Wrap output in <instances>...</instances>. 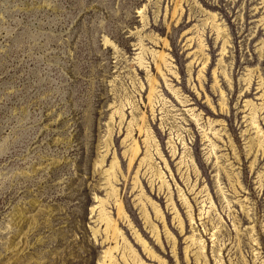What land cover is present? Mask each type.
Returning <instances> with one entry per match:
<instances>
[{
    "label": "rangeland",
    "instance_id": "1",
    "mask_svg": "<svg viewBox=\"0 0 264 264\" xmlns=\"http://www.w3.org/2000/svg\"><path fill=\"white\" fill-rule=\"evenodd\" d=\"M103 200L114 264H264V0H0V264H111Z\"/></svg>",
    "mask_w": 264,
    "mask_h": 264
},
{
    "label": "bare ground",
    "instance_id": "2",
    "mask_svg": "<svg viewBox=\"0 0 264 264\" xmlns=\"http://www.w3.org/2000/svg\"><path fill=\"white\" fill-rule=\"evenodd\" d=\"M110 42L111 41L107 40L108 44ZM139 59H140V65L143 66L144 65V62H143L144 61V57L140 56ZM160 59L166 64V66H168V55H161ZM150 103L153 104L152 97L150 98ZM117 113L120 115V118H121L120 127H122L125 124V119H126V114L124 113L123 109L117 110L113 114V116L111 118V121H112V123H114L115 114H117ZM143 120H144V124L143 123H139V120L135 124V120L134 119L129 124V129H128L129 132H128L127 138L125 140V141H127V143H125V144H128L129 141H131V144L129 145L128 151L125 152V155L128 154V153L130 155V167L132 166V164H134V161H136V159L138 158V156L141 153L140 144H139L137 138L134 136V132H135L134 127H138L137 131L140 134V136H145L147 134V138L145 139V143L147 145H148V143L150 142V139H151L150 136H149V129H147V123H146L145 119L142 118V121ZM111 145H112V143H111V139H110V140L107 141V146H106L107 152H109V149H110ZM106 158H107V155H103L102 159L99 161V165H104L105 162H106ZM117 159H118V157H117V155H115V160L112 162L111 167L109 169H107L106 172H105V173H107V185H110V187L113 188V192H108V194H110V196L114 195V196H116V198H118V195H117L118 190H117L116 186L113 184V180L115 178L118 180V174H117V172H118V161H117ZM144 160H145V157L142 160V163L144 162ZM142 163H141V165H142ZM106 203H107V200H103L102 201L103 208L101 210L100 220L102 222H105L107 233L108 234L109 233L112 234L110 236L108 235L106 239L110 240V241L111 240L112 241L115 240V245L109 247V249L107 251V254H108V256L111 259V264H114V255L113 254H114V252L120 250V242H119L120 230L117 227L115 220H113L110 217V215H108L107 209L105 207ZM118 208H119L120 212H124V206H123L122 202H119ZM100 264H106V263H100Z\"/></svg>",
    "mask_w": 264,
    "mask_h": 264
}]
</instances>
